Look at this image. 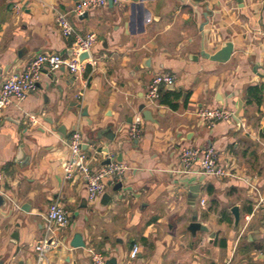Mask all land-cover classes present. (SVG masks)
<instances>
[{
	"label": "crops",
	"instance_id": "0c3cea01",
	"mask_svg": "<svg viewBox=\"0 0 264 264\" xmlns=\"http://www.w3.org/2000/svg\"><path fill=\"white\" fill-rule=\"evenodd\" d=\"M79 1L0 0V89L39 54L69 56L74 38L61 34L60 13L79 34L97 36L89 53L95 65L77 80L67 68L44 72L24 102L3 111L0 264H93L89 249L117 264H264V210L252 187L264 197V0H129L86 17L72 13ZM227 42L234 52L226 63L202 56ZM160 74L176 80L150 105L147 88ZM210 109L232 117L209 124L198 114ZM138 117L142 132L132 139ZM76 130L92 169L120 157L130 168L122 187L107 180L95 202L81 178L64 179ZM183 147H213L235 176L173 173ZM54 202L69 211L70 223L51 234L57 245L40 259L36 246ZM195 216L207 233L188 231ZM76 234L85 249L70 246ZM134 245L140 252L131 260Z\"/></svg>",
	"mask_w": 264,
	"mask_h": 264
},
{
	"label": "built area",
	"instance_id": "2783aa9c",
	"mask_svg": "<svg viewBox=\"0 0 264 264\" xmlns=\"http://www.w3.org/2000/svg\"><path fill=\"white\" fill-rule=\"evenodd\" d=\"M111 1L114 6L121 7L129 0H81L75 5L72 13L78 17L83 16L91 10L109 5ZM57 18L61 34L66 38H74L71 55L39 54L29 61L24 69L9 74L0 89V121L3 117V111L13 101L18 103L24 102L29 94L38 88L44 72L53 73L60 71L62 68H67L69 73L77 80L87 64L95 65V61L90 58L89 53L97 43V36L90 32L85 35L79 34L70 23L66 13H60ZM83 53L89 54V58L81 60ZM175 80L176 77L174 75H156L147 88L146 100L148 104H155L161 95L162 88L173 87ZM198 116L209 124L215 121L229 120L232 117L231 113L228 114L221 109L204 110L199 112ZM29 121L32 125H35L38 123V118L35 115H29ZM140 123L141 118L138 117L134 124H132L129 132L132 139L140 137L142 132ZM83 142V133L80 130L74 131L69 138L68 147L70 149V156L65 162L64 179L73 180L77 176L81 178L87 188L88 200L95 202L105 192L107 180L116 184H123L130 168L123 162L110 161L108 165L101 166L97 170L92 169L84 152ZM178 162L179 165L172 171L173 173L184 175H193L194 173L216 178L235 176L220 164L219 155L213 147L206 149L201 147H183L180 151ZM3 180L4 174L0 169V196L6 195L3 189ZM252 187L259 197L256 208L264 210V197L261 196L257 187ZM251 218L252 216L247 217L248 223ZM45 221H47V235L36 246L40 259L51 247L57 245L56 241L51 238V234L57 229H64L69 225V211L61 206L59 202H54L48 209ZM139 252V246L134 245L129 253L130 259L136 260ZM89 255L92 257L93 264H110L106 256L93 249H89Z\"/></svg>",
	"mask_w": 264,
	"mask_h": 264
},
{
	"label": "water",
	"instance_id": "95a60500",
	"mask_svg": "<svg viewBox=\"0 0 264 264\" xmlns=\"http://www.w3.org/2000/svg\"><path fill=\"white\" fill-rule=\"evenodd\" d=\"M243 0H238L239 3H242ZM110 4L112 5L113 2L111 1ZM84 17L87 16V13H85L83 15ZM233 49H234V46L231 42H227L223 48L221 50H219V52L211 55H207L206 53H202V56L205 57L206 59H210L211 61H214V62H219V63H226L230 58H231V55L233 54ZM67 55H71V50H69V53H67ZM89 58V54L87 53H83L82 56H81V60H85ZM69 84L71 85L72 83L69 82ZM242 102H239V108L238 110L235 112L234 114V119L237 121L239 116H240V112L242 111L243 109V106H242ZM73 107L75 106H78L77 103H73L72 104ZM142 109H144V107H142ZM151 112L149 111H145V116H148L150 115ZM109 138V140L111 141H114L115 139V136H111L109 137V135L107 136ZM122 160V157H120L118 159V162H120ZM110 161L107 160L105 162V164H109ZM122 187V184L119 185V188ZM200 188L201 186L199 184H196L194 186H192L190 188V201H191V204L194 205L195 204V201H196V197L198 196V193L200 192ZM111 196L109 194H104L103 198H102V201L105 205H108L110 202H111ZM233 216H235V225L236 227H239L240 225V222H241V216H240V211H239V208L238 207H233L232 210H231ZM188 231L195 235L198 231H202V232H205L207 233L209 231V229L205 226H203L199 221H198V217L195 216V218L193 219V222L192 224H190L189 228H188ZM74 240L71 242L70 246L72 248H75V249H85L87 247V244L86 242H84V239L82 238L81 235L79 234H76L74 237ZM110 264H117V261L115 259L113 260H110L109 261Z\"/></svg>",
	"mask_w": 264,
	"mask_h": 264
}]
</instances>
